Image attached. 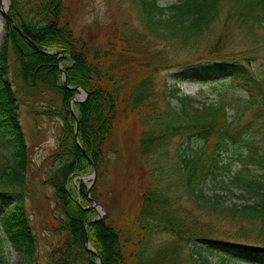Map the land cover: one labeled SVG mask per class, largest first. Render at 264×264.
Instances as JSON below:
<instances>
[{
	"label": "trees",
	"instance_id": "16d2710c",
	"mask_svg": "<svg viewBox=\"0 0 264 264\" xmlns=\"http://www.w3.org/2000/svg\"><path fill=\"white\" fill-rule=\"evenodd\" d=\"M133 3L139 17L149 19L144 30L136 31L139 48L148 55V63L155 64L141 68L136 87L129 93L123 91L128 80L126 67H121L125 56L118 54L115 61H107V51L94 46L93 39L75 36L68 20L63 18L61 0L25 2L23 5L30 7L26 18L14 0L9 8L12 18L40 49L63 52L59 65L65 70L68 86H80L87 92L83 102L74 104L78 143L73 136L75 118L68 108L77 91L62 86L57 55L36 51L4 20L5 37L18 54L13 68L18 75L13 78L20 77L26 81L27 85L22 83L27 89L37 88V93L50 91L61 95V109L45 111L61 123L58 146L53 151L57 165L46 182L53 187L59 209L54 230L62 237L48 252V264H97L96 257L84 248L83 240L86 223L96 215L89 205L91 198H98L97 187L103 178L101 165L108 155L107 140L121 119L129 112L134 116L133 110L141 106L145 112L139 154L147 155L156 146L166 156L174 138L187 139L189 144L181 148L182 152L176 151L174 161L165 168L152 170L155 181L140 194L138 212L130 223L119 226L103 218L89 225L88 239L101 264H264V0ZM221 22L216 30L214 25ZM212 31L218 37L205 55L194 50L191 59L176 60L179 78L205 82L226 77L224 82L232 91L220 94L213 103L198 102L194 106L195 98L177 95L172 90L176 104L160 107L156 102L165 92L152 88L151 71L171 66L175 55L168 51L176 43L190 49L202 41L205 32ZM225 38L228 40L224 44ZM150 46L155 48L149 49ZM5 49L4 42L0 45V195L17 196L14 204L4 206L0 222L12 248L25 263L32 264L37 238L24 206L22 172L27 166V147L19 122L20 101L15 86L19 80L15 84L10 81L4 65ZM41 83L45 87L41 88ZM255 104L263 114L248 120L247 112ZM210 140L213 148L207 153ZM193 141L201 145L194 148ZM227 149H232L239 167L232 171L234 162L228 161L221 168L228 183L249 199L240 207L216 204L218 194H205V180L220 174L218 152ZM93 166L96 178L88 197V188L82 184L77 187L70 175L87 174ZM257 170L260 172L256 173ZM174 179L181 185L173 184ZM178 186L186 190L187 201L197 204V208H183V193L178 192ZM104 206L108 208L107 204ZM223 223L229 226L216 227ZM0 264H6L1 252Z\"/></svg>",
	"mask_w": 264,
	"mask_h": 264
},
{
	"label": "rangeland",
	"instance_id": "374dc122",
	"mask_svg": "<svg viewBox=\"0 0 264 264\" xmlns=\"http://www.w3.org/2000/svg\"><path fill=\"white\" fill-rule=\"evenodd\" d=\"M29 0H14L15 5L20 9L21 15L26 18L29 16V6L23 5ZM175 0H158L160 5H167ZM64 8L63 18L74 30V35L82 38L83 40L94 41V46L101 47L102 51H107V61H115L118 54L125 56L124 64L121 67H126V76L123 91L130 92L135 83L139 80L138 75L143 66H152L148 63L149 57L144 54L139 48V37L136 31L144 30V24L148 23L147 17H139L138 11L135 9L133 0H61ZM13 3V0H6L8 8ZM27 6V7H25ZM32 7V6H31ZM33 8V7H32ZM33 10V9H32ZM22 18V17H21ZM223 15H221V19ZM228 19V18H227ZM16 22V21H15ZM227 22V21H226ZM222 22L216 24V30L222 26ZM148 25V24H147ZM146 27V25H145ZM148 27V26H147ZM21 28V27H20ZM22 30V29H21ZM23 31V30H22ZM18 32V31H17ZM24 33V32H23ZM205 36H201V40L197 44H193V48H181L176 43L173 45L170 54L175 55V60L168 65L167 68L158 71H151L153 80L152 88L156 91L165 92V95L160 97L161 100L157 101L160 107L166 108V105L174 106L175 98L171 96V91H175L177 95H186L197 100L192 103L194 106L199 105L198 102L213 103L220 98V94L232 91L229 84H226L225 78L217 80L208 79L205 82L197 80H182L180 79V70L177 68L176 60L185 61L191 59V55L195 51L198 54L206 53L211 46L213 40L217 39V32H211ZM25 34V33H24ZM26 35V34H25ZM204 35V34H203ZM21 36V35H20ZM27 36V35H26ZM22 37V36H21ZM147 37L152 35L147 34ZM203 37V38H202ZM23 38V37H22ZM27 38H29L27 36ZM24 39V38H23ZM33 42L30 38L29 41ZM197 40V39H196ZM228 38L223 40L224 44ZM6 43L4 65L7 68L10 81L16 83L18 88L17 97L20 101L19 104V122L24 134V139L27 147V166L24 172V206L29 218V222L33 228V232L37 238V249L35 259L32 264H48L47 254L54 245L60 242L62 234L55 233V225L59 217V209L54 198L53 187L46 182V179L54 173L55 166L57 165L53 156V151L58 146V138L60 135V119L55 116L45 114V111L51 109H61V95L59 92H44L37 93V88L26 87V81L21 80L17 76L13 68L17 62V53H14L12 45L8 38L5 37L4 23L0 13V45ZM157 43L162 45V41L158 40ZM31 44V43H30ZM155 48L150 46L149 49ZM36 51L40 52L35 48ZM50 52L52 50H45ZM120 51L122 53H120ZM42 53V52H41ZM152 53V52H151ZM48 55V53H43ZM221 53H219L220 55ZM21 56V53H20ZM218 56V55H216ZM22 58V56H21ZM18 64L20 65V59ZM255 62L253 63V65ZM145 66V67H146ZM62 73V72H61ZM62 77V76H61ZM127 79V78H126ZM30 77L28 78L29 83ZM133 80V83L130 81ZM24 81V83H22ZM13 86V88H15ZM40 87H45V83H41ZM72 87V86H69ZM68 89V88H67ZM134 89V88H133ZM78 94L79 91L77 92ZM86 99V98H85ZM72 109L77 114L74 104ZM258 104L252 106L247 112V119L253 118L257 114H263ZM135 115L132 116L131 112L127 113V117H123L118 123L115 131L108 138L107 142V158L102 162V180H100L97 187V203L104 207L102 211L103 218L110 222L119 224L130 223L131 220L138 212L140 194L144 192L155 179V173L152 172L155 167H166L168 162H173L175 159L176 151L182 152V147L185 148L189 140L184 138H174L170 145L167 147L166 156L161 151V148L155 146L147 155H141L138 152V140L142 134V118L145 110L143 107H138ZM142 110L141 112H139ZM74 119V130H75ZM74 136V132H73ZM74 141L76 142L75 138ZM199 142V141H197ZM212 140L208 141L206 149L210 153L213 148ZM181 143L183 146H181ZM192 147L197 148L201 143L192 142ZM232 149L218 152V169L220 174H216L215 179L210 177L205 180V194L207 192H214L218 194L215 200L216 204L221 203L223 206L240 207L245 203H249L246 195L240 193V190L234 188L228 183V177L225 171L221 168L228 161H233L232 171L238 169L239 165L234 161V154ZM5 155L6 151L2 150ZM234 156V157H233ZM163 171V170H162ZM164 172H166L164 170ZM260 171L257 170L256 173ZM71 182L77 187L84 185L91 187V180L93 178L92 170L87 174H71ZM96 178V177H95ZM161 179L162 178L161 176ZM172 181H175L172 180ZM164 186L167 185L168 180L162 182ZM179 184V181L172 182ZM181 185V184H179ZM226 187V188H225ZM152 189H154L152 187ZM178 192L182 194L180 202L183 208L192 209L193 206L197 208V204H193L188 200V195H185L186 190L178 186ZM155 190V189H154ZM182 192V193H181ZM188 193V192H187ZM17 195L8 194L4 198L0 195V219L3 215V208L5 205H12L15 203ZM104 204L108 205L106 209ZM55 216L57 217L55 219ZM102 218V219H103ZM228 223L219 224L216 227L223 229L228 227ZM0 252L4 257L6 264H27L23 261L20 253L16 252L10 242L8 241L4 228L0 222ZM230 264H237L230 262Z\"/></svg>",
	"mask_w": 264,
	"mask_h": 264
},
{
	"label": "water",
	"instance_id": "95a60500",
	"mask_svg": "<svg viewBox=\"0 0 264 264\" xmlns=\"http://www.w3.org/2000/svg\"><path fill=\"white\" fill-rule=\"evenodd\" d=\"M2 0H0V12L4 15V17L6 18V20L10 23V25L16 30L18 31V33L26 40L29 41V38H27V36L23 33V31L21 30V28L17 25V23L12 19V17L10 16L9 14V11H8V7L6 6L5 9L3 10L2 8ZM31 45L36 48L37 50H39L40 52L42 53H48V54H55L57 55V62L59 63L60 61V58L61 56L63 55V52L62 51H55V50H52L50 52H46L45 50H42L40 49L34 42H31ZM62 71V86L64 88H68V89H73V90H77L79 91L80 94H77L75 96H73L69 102H68V108H69V111L70 113L74 116L75 118V122H76V125H75V130H74V138L76 140V143H78V139H77V132H78V121H77V116L76 114L74 113L73 109H72V104L73 102H82L86 96H87V92L81 88L80 86H75V87H69L68 84H67V79H66V76H65V70L64 69H61ZM92 162V161H91ZM92 175H93V178H92V183L94 182L95 180V177H96V169L95 167L93 166L92 168ZM91 183V184H92ZM87 194H88V197H89V188L87 189ZM90 207H92L95 211H96V215L90 219V221H88L85 225V233H84V240H83V245H84V248L90 252L91 254H93L95 257H96V262L97 264H101V258L99 256V254L97 253V251L95 250V248L91 245V243L89 242V239H88V227L91 223L93 222H96V221H99L103 218V214H102V211L104 210V207L100 204H98L95 200H92L90 205Z\"/></svg>",
	"mask_w": 264,
	"mask_h": 264
},
{
	"label": "bare ground",
	"instance_id": "6f19581e",
	"mask_svg": "<svg viewBox=\"0 0 264 264\" xmlns=\"http://www.w3.org/2000/svg\"><path fill=\"white\" fill-rule=\"evenodd\" d=\"M5 5H6V0H2V7H1V8H2L3 10H4L5 7H6ZM1 18H2V15H1Z\"/></svg>",
	"mask_w": 264,
	"mask_h": 264
}]
</instances>
